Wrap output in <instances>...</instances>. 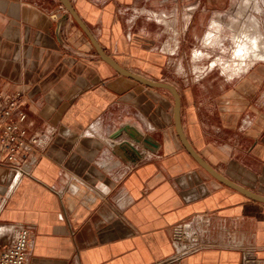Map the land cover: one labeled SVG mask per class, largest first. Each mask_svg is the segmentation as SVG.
<instances>
[{"label": "crops", "instance_id": "obj_1", "mask_svg": "<svg viewBox=\"0 0 264 264\" xmlns=\"http://www.w3.org/2000/svg\"><path fill=\"white\" fill-rule=\"evenodd\" d=\"M69 2L119 67L175 88L193 151L264 197V62L227 80L171 79L212 0ZM65 14L59 0H0V92L23 94L25 142L47 137L13 188L0 156V246L22 225L26 264H242L245 251L264 259V203L201 168L176 133L172 93L112 69ZM125 124L152 136L157 151L133 144L135 159L119 148L127 135H111Z\"/></svg>", "mask_w": 264, "mask_h": 264}, {"label": "rangeland", "instance_id": "obj_2", "mask_svg": "<svg viewBox=\"0 0 264 264\" xmlns=\"http://www.w3.org/2000/svg\"><path fill=\"white\" fill-rule=\"evenodd\" d=\"M251 18L258 23L259 29L255 30L257 36L252 29ZM197 19L199 25L190 32L188 39L191 46H186L183 65L171 70L172 81L180 85L178 75H186L187 82L205 74L220 81L241 75L236 65L242 61L234 58L236 47L233 40L238 30L247 24L252 31L250 37H261L264 40V0H254L249 4L243 0H212L207 10Z\"/></svg>", "mask_w": 264, "mask_h": 264}, {"label": "built area", "instance_id": "obj_3", "mask_svg": "<svg viewBox=\"0 0 264 264\" xmlns=\"http://www.w3.org/2000/svg\"><path fill=\"white\" fill-rule=\"evenodd\" d=\"M23 94L14 92L4 96L0 92V156L12 167L14 171L10 188H13L19 178L28 175L26 163L30 151L40 145H44L47 137L34 134L25 142L26 134L24 123L26 114L22 110ZM11 241L0 246V264H26V256L30 245L29 229L22 225L11 226ZM175 242L184 238L181 229H175L173 233ZM194 247V246H193ZM191 248H178L176 258L187 253ZM242 264H264V259H258L251 251H245Z\"/></svg>", "mask_w": 264, "mask_h": 264}, {"label": "water", "instance_id": "obj_4", "mask_svg": "<svg viewBox=\"0 0 264 264\" xmlns=\"http://www.w3.org/2000/svg\"><path fill=\"white\" fill-rule=\"evenodd\" d=\"M63 7L65 8L66 14L64 15L63 19L66 18L67 14H69L77 23V25L80 27V29L86 34V36L89 38L92 46L94 47L97 55L103 60L105 63H107L112 69L117 71L118 73L129 77L143 85L149 86V87H161L168 89L174 99V105H173V119H174V126L176 133L179 137V140L184 147V149L189 153V155L194 159V161L203 168L208 174L213 176L215 179L220 181L221 183L227 185L228 187H231L232 189L238 191L239 193L243 194L244 196L248 197L249 199H252L257 202L264 203V197L257 196L255 194H252L245 189L239 187L238 185L232 183L231 181L225 179L220 174H218L215 170H213L209 165H207L198 154H196L193 149L189 146L185 138L183 137L180 127H179V121H178V108H179V97L178 94L173 86L167 83L163 82H155V81H149L146 79H143L137 75H134L125 69L119 67L113 60H111L107 55L104 54L103 50L99 47V45L96 43V41L93 39L92 35L89 33L85 25L82 23V21L79 19V17L74 12L69 0H59ZM122 134L127 135L128 139L132 141L131 143L128 140H123L120 143H118V147L125 149L129 151L135 159H137V154H139V150L133 145L137 144L138 146L142 147L143 149L155 153L158 149L159 143L150 135H141L137 131H133V129L130 127V125L125 124L119 129H117L111 137L113 139L119 138Z\"/></svg>", "mask_w": 264, "mask_h": 264}, {"label": "bare ground", "instance_id": "obj_5", "mask_svg": "<svg viewBox=\"0 0 264 264\" xmlns=\"http://www.w3.org/2000/svg\"><path fill=\"white\" fill-rule=\"evenodd\" d=\"M243 2H245V4H249L251 2H254V0H243ZM250 21L252 22L250 23L252 24L251 26L254 31L259 29L258 23L254 18H251ZM251 32L252 31L249 27V24H247L241 30H238L233 40L235 47H236L234 58H236L239 61H242L236 65L237 70L239 71L240 74L246 72L248 70V67L252 65L254 61H264V40L261 37H257V38L250 37L249 34ZM257 33L255 31V35ZM210 35L212 34L210 33Z\"/></svg>", "mask_w": 264, "mask_h": 264}]
</instances>
